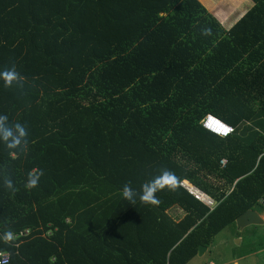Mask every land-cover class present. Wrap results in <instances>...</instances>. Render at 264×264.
Returning <instances> with one entry per match:
<instances>
[{"label": "trees", "instance_id": "16d2710c", "mask_svg": "<svg viewBox=\"0 0 264 264\" xmlns=\"http://www.w3.org/2000/svg\"><path fill=\"white\" fill-rule=\"evenodd\" d=\"M216 1L0 0V72L23 77L0 80V116L28 132L22 148L0 141L11 264H190L264 212V0H235L250 8L232 24ZM207 116L234 133L207 131ZM164 169L215 207L182 185L158 205L122 197Z\"/></svg>", "mask_w": 264, "mask_h": 264}, {"label": "clouds", "instance_id": "9594fccd", "mask_svg": "<svg viewBox=\"0 0 264 264\" xmlns=\"http://www.w3.org/2000/svg\"><path fill=\"white\" fill-rule=\"evenodd\" d=\"M202 34L206 36L211 35V29H203ZM0 80H3L4 86L9 88L12 87L14 83L20 84L23 81V77L15 70V67H12L0 72ZM224 127L227 128V126ZM27 136L28 132L23 125L20 123L9 125L7 115L0 116V141H2L8 149H18L26 146L28 143ZM42 175V172L39 174L29 173L25 187L28 189L35 188ZM181 184L182 181L174 172L164 169L159 175L143 183L139 192L132 187L130 182L125 183L122 187L121 195L124 199L133 204L136 203L138 197L142 204L158 205L160 200L157 193L164 191L175 192ZM5 186L8 189H13L11 179L5 180ZM3 239L5 241H11L13 239V233L11 231L5 232Z\"/></svg>", "mask_w": 264, "mask_h": 264}, {"label": "rangeland", "instance_id": "374dc122", "mask_svg": "<svg viewBox=\"0 0 264 264\" xmlns=\"http://www.w3.org/2000/svg\"><path fill=\"white\" fill-rule=\"evenodd\" d=\"M237 1L239 3V0ZM235 3H237L235 0L216 1V6L220 8L221 12L223 11L224 16L227 18L224 24L234 23L240 16L239 13L245 12L250 8L249 2L248 4L243 3L240 9L233 7ZM204 5L211 7L209 0H205ZM209 7H207L208 10ZM239 230L241 229H235V232L238 233ZM252 230L253 232H251ZM252 230L249 233L248 231L242 232L241 230V236L244 240L243 246L237 249L234 243L238 245L237 240L239 238L233 242L230 228L225 229L214 238L213 246L209 254L205 257H197L190 264H206L207 262H214L215 264H264V226H259ZM227 239L232 243H228ZM235 249L238 251H234ZM240 256H242V259L236 262V258Z\"/></svg>", "mask_w": 264, "mask_h": 264}, {"label": "built area", "instance_id": "2783aa9c", "mask_svg": "<svg viewBox=\"0 0 264 264\" xmlns=\"http://www.w3.org/2000/svg\"><path fill=\"white\" fill-rule=\"evenodd\" d=\"M210 120H216L218 121L220 124H222L223 126H227V128L230 130L228 132H218L216 131L214 128L209 127V121ZM201 126L204 127V129H206L207 131L211 132L212 134L221 137V138H226L228 136H231L234 133V128L231 127L230 125H228L227 123H223L221 121H219L218 119L214 118L213 116H207L203 122L200 123ZM227 164V161L223 160L221 162V166L225 167ZM188 192L190 195H192L196 200L201 201L206 203V205L210 208H214L215 207V200L212 199L208 194H206L204 191H201L198 187L194 186L193 184H191L188 181H182L181 184ZM262 205H264V200H261L260 202ZM29 235V230H25L20 232L18 235L13 236V238L17 239V238H22V237H26ZM0 264H11V260H10V256L8 254H0Z\"/></svg>", "mask_w": 264, "mask_h": 264}, {"label": "water", "instance_id": "95a60500", "mask_svg": "<svg viewBox=\"0 0 264 264\" xmlns=\"http://www.w3.org/2000/svg\"><path fill=\"white\" fill-rule=\"evenodd\" d=\"M236 225L239 229L244 230L251 226H262L264 225V220L256 210H249L236 220ZM207 252L208 249L206 247H200L198 257H204Z\"/></svg>", "mask_w": 264, "mask_h": 264}, {"label": "crops", "instance_id": "0c3cea01", "mask_svg": "<svg viewBox=\"0 0 264 264\" xmlns=\"http://www.w3.org/2000/svg\"><path fill=\"white\" fill-rule=\"evenodd\" d=\"M258 212V211H257ZM258 214L260 215V217L264 220V212H258ZM262 226H264V225H262ZM256 227H259V226H256ZM256 227H249V228H247V229H244V230H242V232H246V231H248V233L254 228V229H256ZM230 228V230H231V235H232V238H233V242L235 241V240H237L238 238V240H237V243H238V245H235V243H234V246L237 248V249H240V248H242V246H243V237L241 236V230H239L238 231V233L237 232H235V229H239L238 227H237V225L236 226H231V227H229ZM228 229V228H227ZM251 232H253V230L251 231ZM227 242L228 243H232L229 239H227ZM237 249H235L234 251H238ZM240 259H242V256H240V257H237L236 258V262H239V260ZM206 264H215L214 262H212V263H206ZM237 264V263H236Z\"/></svg>", "mask_w": 264, "mask_h": 264}, {"label": "snow or ice", "instance_id": "6c2138e0", "mask_svg": "<svg viewBox=\"0 0 264 264\" xmlns=\"http://www.w3.org/2000/svg\"><path fill=\"white\" fill-rule=\"evenodd\" d=\"M208 126L214 128L216 131H219V132H225L226 133V132L230 131L229 129L225 128L222 124H220L216 120H210Z\"/></svg>", "mask_w": 264, "mask_h": 264}]
</instances>
